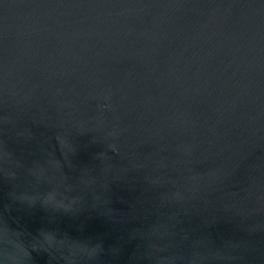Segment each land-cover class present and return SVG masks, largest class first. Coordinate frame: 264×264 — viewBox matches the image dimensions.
Instances as JSON below:
<instances>
[{"label": "water", "instance_id": "1", "mask_svg": "<svg viewBox=\"0 0 264 264\" xmlns=\"http://www.w3.org/2000/svg\"><path fill=\"white\" fill-rule=\"evenodd\" d=\"M0 264H264V0H0Z\"/></svg>", "mask_w": 264, "mask_h": 264}]
</instances>
